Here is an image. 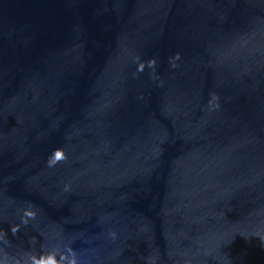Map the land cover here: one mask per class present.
<instances>
[{
  "label": "water",
  "instance_id": "95a60500",
  "mask_svg": "<svg viewBox=\"0 0 264 264\" xmlns=\"http://www.w3.org/2000/svg\"><path fill=\"white\" fill-rule=\"evenodd\" d=\"M48 257L264 264V0H0V264Z\"/></svg>",
  "mask_w": 264,
  "mask_h": 264
},
{
  "label": "clouds",
  "instance_id": "9594fccd",
  "mask_svg": "<svg viewBox=\"0 0 264 264\" xmlns=\"http://www.w3.org/2000/svg\"><path fill=\"white\" fill-rule=\"evenodd\" d=\"M178 58H179V56L177 55V59ZM149 63L152 65H155L156 61H155V59H152ZM142 69H143V63L140 64V70H142ZM65 159H67V155L65 154V151L63 149H57V150H55L54 154H52L49 157L48 163L50 166H54L58 162L63 161ZM25 215L28 217H34L36 215V213L33 210H31V208H29V209L25 210ZM25 222H27V221H25ZM36 264H58V262L55 260L54 257H48L46 259L41 258L40 260H38L36 262Z\"/></svg>",
  "mask_w": 264,
  "mask_h": 264
}]
</instances>
